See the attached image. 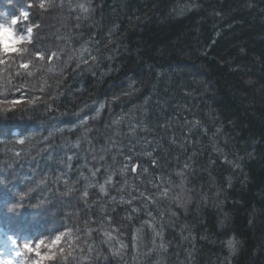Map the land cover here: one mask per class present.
Wrapping results in <instances>:
<instances>
[{
	"label": "trees",
	"instance_id": "trees-1",
	"mask_svg": "<svg viewBox=\"0 0 264 264\" xmlns=\"http://www.w3.org/2000/svg\"><path fill=\"white\" fill-rule=\"evenodd\" d=\"M38 2L0 0V22ZM51 3L18 26L39 24L45 60L33 61L25 91L40 99L14 113L0 106V239L71 230L75 259L54 264H264V0ZM15 71L0 65V98L20 97L4 86ZM129 156L141 168L121 174Z\"/></svg>",
	"mask_w": 264,
	"mask_h": 264
},
{
	"label": "snow or ice",
	"instance_id": "snow-or-ice-1",
	"mask_svg": "<svg viewBox=\"0 0 264 264\" xmlns=\"http://www.w3.org/2000/svg\"><path fill=\"white\" fill-rule=\"evenodd\" d=\"M50 6H53L51 0H39L38 3H28L26 6L28 10H20L17 15L11 18L10 24L5 25L3 23H0V65H9L10 67L13 64L16 65L15 76L13 77L11 74H9V76L5 78L4 86L7 87L11 92H19L21 94L19 98H9L8 95H5L3 96V98H0V106H7L6 108H4V111L6 113H14L17 110H22L20 106L25 103L35 106L37 100L40 99L39 97L35 99L26 98L28 96V92L25 91V89L29 87L28 77L33 76L35 72L39 70V68L36 64L33 63V61L43 62L45 60L43 50L40 49L37 44H34L33 42V32L34 29L39 28V24H32L31 26H28L26 29L22 30H18V26L22 22L27 23L30 20L29 10L38 7L41 10L47 11L48 7ZM78 7L82 10L83 13L89 12V8L84 4H79ZM77 27H79V25H77ZM21 31H23L25 34H20ZM25 45H33V47L35 48L31 59L25 58ZM49 59H51V57H49ZM91 59L95 60L96 57L92 56ZM84 63H87V60H85ZM40 67H42V65H40ZM77 67H79V65H77ZM29 69L32 70L30 71ZM48 71H52V69L49 68ZM13 79H16L18 82L16 84H13ZM129 88L131 89L132 85H129ZM40 91H44L43 87L40 88ZM125 94L129 95L131 93L129 91L125 92ZM103 108L104 105L100 104L99 108L96 111L97 116L99 115V109ZM86 123V119H81V126ZM116 123H118V121H116ZM187 123H191L193 124V126H198L200 124V121H189ZM145 130H147L146 126ZM59 131H63V129H59ZM217 131H219V129H217ZM17 143L20 145H24L25 140H18ZM150 143L151 141H145L146 146ZM16 155L19 156L20 152H16ZM144 155L151 158L152 152L146 151L144 152ZM69 159L71 158L69 157ZM100 159H104V157H101ZM126 159L131 161V166L127 163L124 164L123 167L120 169L121 174H125L129 171L136 172L138 168H141V165L135 160H133L131 156L126 157ZM225 159L227 160L226 157ZM151 162L154 165L157 164V161L154 158L151 160ZM227 162L229 164H232V166L235 168L239 167L238 164H233L232 161ZM189 169H191V164L185 162L183 165V169L177 173V176L181 178V187L183 186V181L185 179V170ZM97 171L98 169L92 172L93 177L96 176ZM147 172L148 168H142V173ZM112 175H114V173L109 174L105 180V183L99 185L100 192H106L105 184H110L112 182ZM45 182L46 181L44 179H41L39 184H44ZM64 183L67 185L68 182L65 180ZM229 186L231 185L229 184ZM32 191H34V189L32 188L24 190L23 194L19 196L18 203L23 202L25 199H27ZM69 191H75V189L70 188ZM140 195L143 197L144 193L142 192L140 193ZM160 195L163 197H167L168 190L165 189L163 192L160 193ZM81 196L86 200V198L88 197V191L84 190L81 193ZM149 199H151V197H149ZM172 199L175 200L177 203H180L181 206H183L180 196H173ZM7 203L8 202L5 201V207L7 206ZM36 207H43V202L36 205ZM9 211L14 212L15 210L10 209ZM45 211H47V209H45ZM173 215H175V213H173ZM92 231L93 230L91 228H88L86 235L90 236ZM55 232L58 234H54V237L51 238L48 242H46L44 239H36L33 242H18L17 239H12L11 237H9V239L11 240V244L15 246V256L20 259L22 264H54V262L57 261L58 258L62 259V261L64 262H67L69 260V257L75 259L73 253L77 251L78 246L74 247L71 242H69L67 249L63 246L66 239L71 236V230L61 231L60 229H56ZM77 232H79V230H77ZM153 232L155 236L161 235V233L157 232L155 228H153ZM105 235L111 238L110 233L106 232ZM228 246L230 250L235 253V243L233 240L228 241ZM159 247L160 249L167 251L165 244L161 243ZM124 248H127V245L121 243L120 248L113 249L111 254L113 256H121L122 250ZM88 250L92 251L91 245H89ZM80 251L83 250L80 249ZM0 264H14V261L12 259H3L0 260Z\"/></svg>",
	"mask_w": 264,
	"mask_h": 264
},
{
	"label": "rangeland",
	"instance_id": "rangeland-1",
	"mask_svg": "<svg viewBox=\"0 0 264 264\" xmlns=\"http://www.w3.org/2000/svg\"><path fill=\"white\" fill-rule=\"evenodd\" d=\"M0 23H3V22H0ZM48 241H46V242H48ZM14 253H15V246L9 245V244H7L6 241H2L0 239V260L12 259L14 261V264H22L20 259L17 258Z\"/></svg>",
	"mask_w": 264,
	"mask_h": 264
}]
</instances>
